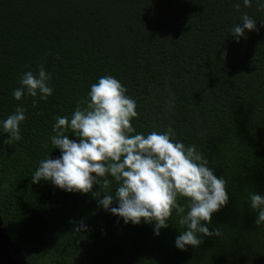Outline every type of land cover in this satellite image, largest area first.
Wrapping results in <instances>:
<instances>
[{
  "label": "trees",
  "instance_id": "1",
  "mask_svg": "<svg viewBox=\"0 0 264 264\" xmlns=\"http://www.w3.org/2000/svg\"><path fill=\"white\" fill-rule=\"evenodd\" d=\"M244 13L259 31L245 30L237 42L230 31ZM39 64L52 73L53 94L36 97L33 108L34 98L17 101L12 92ZM107 75L137 102L133 135L171 127L177 142L195 145L227 181L228 203L210 224L201 222L220 236L200 234L199 247L180 250L175 240L186 229L175 210L156 235L155 222L125 224L99 206L103 178L87 194L32 183L42 159L61 155L50 141L55 118H71ZM18 106L27 109L22 139L5 145L0 125V226L28 264H264V224L254 223L250 207V194L264 196V10L257 0L251 7L243 0H0V121ZM107 178L115 197L117 182ZM178 203L186 214L188 201ZM81 223L86 229L76 231Z\"/></svg>",
  "mask_w": 264,
  "mask_h": 264
},
{
  "label": "clouds",
  "instance_id": "2",
  "mask_svg": "<svg viewBox=\"0 0 264 264\" xmlns=\"http://www.w3.org/2000/svg\"><path fill=\"white\" fill-rule=\"evenodd\" d=\"M243 5L251 7L252 0H243ZM233 7L239 11L241 4L235 3ZM257 8L264 10V2L257 0ZM245 30L259 31L256 21L247 13L230 33L239 42L241 37L246 38ZM51 80L52 73L39 64L35 72L21 75L20 87L12 95L17 101L25 95L34 98L32 107L36 108L39 100L46 101L53 94ZM126 93V87L118 79L102 76L91 85L89 99L77 101L71 118L57 116L53 125L55 134L50 141L61 155L42 159L32 175V183L50 181L61 190L87 194L103 178L106 194L99 200V206L123 218L125 224L155 222L156 235L161 228L168 227L175 210L179 225L186 229L175 240L180 250H186V246L199 247L202 236H220L219 229L210 231L206 224L229 201L227 181L217 178L205 154L195 145L177 142L171 127L163 133L133 135L135 128L131 121L138 118L137 102ZM38 96L39 100L35 99ZM170 96L174 98L175 94L170 92ZM168 103L171 105L172 100ZM26 112V108L18 106L13 114L0 121L3 133L8 134V139L3 141L5 145L11 146L22 139L20 125L26 120ZM69 130L76 140L65 134ZM109 175L118 185L115 197L107 191L111 184ZM178 198L188 201L186 214ZM250 201V207L257 212L254 223L260 226L264 224V196L252 193ZM114 203L118 207H111ZM81 229H86V225L81 223L75 230Z\"/></svg>",
  "mask_w": 264,
  "mask_h": 264
},
{
  "label": "rangeland",
  "instance_id": "3",
  "mask_svg": "<svg viewBox=\"0 0 264 264\" xmlns=\"http://www.w3.org/2000/svg\"><path fill=\"white\" fill-rule=\"evenodd\" d=\"M0 264H28L20 249L4 234L0 226Z\"/></svg>",
  "mask_w": 264,
  "mask_h": 264
}]
</instances>
